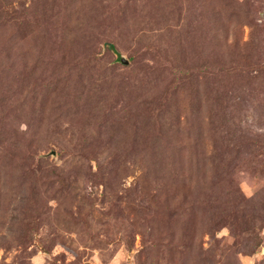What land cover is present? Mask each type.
Segmentation results:
<instances>
[{
  "label": "rangeland",
  "instance_id": "rangeland-1",
  "mask_svg": "<svg viewBox=\"0 0 264 264\" xmlns=\"http://www.w3.org/2000/svg\"><path fill=\"white\" fill-rule=\"evenodd\" d=\"M0 264H264V0H0Z\"/></svg>",
  "mask_w": 264,
  "mask_h": 264
},
{
  "label": "water",
  "instance_id": "water-1",
  "mask_svg": "<svg viewBox=\"0 0 264 264\" xmlns=\"http://www.w3.org/2000/svg\"><path fill=\"white\" fill-rule=\"evenodd\" d=\"M122 61H123V62H125V63H127V62H128V61H127V59H126V58H124V57L122 58Z\"/></svg>",
  "mask_w": 264,
  "mask_h": 264
}]
</instances>
